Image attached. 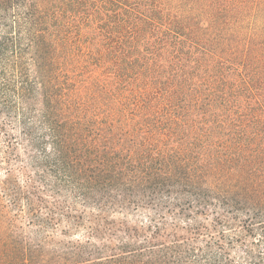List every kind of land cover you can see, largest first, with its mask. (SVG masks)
Here are the masks:
<instances>
[{
    "label": "trees",
    "instance_id": "obj_1",
    "mask_svg": "<svg viewBox=\"0 0 264 264\" xmlns=\"http://www.w3.org/2000/svg\"><path fill=\"white\" fill-rule=\"evenodd\" d=\"M0 168V264H264V0H0Z\"/></svg>",
    "mask_w": 264,
    "mask_h": 264
},
{
    "label": "rangeland",
    "instance_id": "obj_2",
    "mask_svg": "<svg viewBox=\"0 0 264 264\" xmlns=\"http://www.w3.org/2000/svg\"><path fill=\"white\" fill-rule=\"evenodd\" d=\"M4 176H5L4 170L0 168V177H4ZM250 240H252V239H250Z\"/></svg>",
    "mask_w": 264,
    "mask_h": 264
}]
</instances>
